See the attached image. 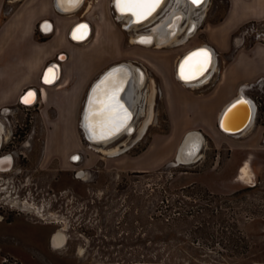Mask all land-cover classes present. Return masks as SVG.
Wrapping results in <instances>:
<instances>
[{
  "label": "rangeland",
  "instance_id": "obj_1",
  "mask_svg": "<svg viewBox=\"0 0 264 264\" xmlns=\"http://www.w3.org/2000/svg\"><path fill=\"white\" fill-rule=\"evenodd\" d=\"M175 3L166 0L156 20L137 31L148 32ZM225 5L226 0H208L203 9L190 11L180 4L176 8L190 12L197 23L192 36L180 44L146 48L173 50L175 71L176 58L202 44V22L218 17ZM7 8L2 6L0 18ZM122 31L124 42H130L134 31ZM243 38L253 41L251 32ZM150 78L146 75L145 93ZM154 82L153 103L148 108L141 100L134 119L142 128L150 112L144 134L122 135L103 145L117 146L118 153L87 146L78 121L69 126V135L45 138V130L61 122L41 120L35 104H17L4 111L8 114L0 113L9 132L0 153L14 156L12 168L0 171V264H264V147L250 159L252 181L236 179L239 166L231 174L239 183L234 190L211 191L209 187L223 191L230 186L229 169L219 167L229 152L205 140L194 162L177 163L181 136L167 157L161 154L157 145L168 138V123ZM248 89L260 101L257 118L264 123V79ZM154 147L163 159L149 169H128L127 162L145 161ZM58 228H64L67 239L55 249L50 236Z\"/></svg>",
  "mask_w": 264,
  "mask_h": 264
},
{
  "label": "crops",
  "instance_id": "obj_2",
  "mask_svg": "<svg viewBox=\"0 0 264 264\" xmlns=\"http://www.w3.org/2000/svg\"><path fill=\"white\" fill-rule=\"evenodd\" d=\"M4 4L8 8L0 18V112L19 104L26 88H34L36 100L28 105L37 106L41 120L61 122L52 123L45 130V138L69 135V126L75 121L79 123L92 82L110 64L132 59L144 67L148 79L152 77L159 84L168 123L165 133L168 138L157 145L164 152L161 154L167 157L173 145L176 147L180 139L176 141L177 137L190 131L202 135L201 145L208 140L218 151L222 148L229 152L219 167L229 169L230 186L214 191L202 180L211 191L234 190L239 185L231 176L235 168L246 160L250 162L258 148L264 147V123L257 118L258 110H255L253 123L237 135L224 131L218 123L219 114L228 102L239 94L253 100L246 85L258 78L264 79V41L245 42L237 32L249 22L264 21V0H226L218 17L202 22L198 42L211 46L216 64L209 78L201 84L185 83L177 77L173 50L125 43V32L113 18L112 0H82L71 11L60 10L55 0H0V13ZM81 21L89 22L91 34L75 41L70 34ZM48 67L56 68L57 77L45 83ZM159 155L157 148H151L144 155L145 161L127 162V167L149 169L164 158Z\"/></svg>",
  "mask_w": 264,
  "mask_h": 264
},
{
  "label": "bare ground",
  "instance_id": "obj_3",
  "mask_svg": "<svg viewBox=\"0 0 264 264\" xmlns=\"http://www.w3.org/2000/svg\"><path fill=\"white\" fill-rule=\"evenodd\" d=\"M81 1L82 0H79V3L73 5L70 4L68 0H55L56 5L60 10L70 11L75 10L80 5ZM165 2L166 0H161L160 4L155 8L154 11H152L150 15H148L146 18L137 21L136 17H133L131 14L122 13L121 11H119L115 5V0H113L112 5L114 6V9L116 11V20L121 22L122 29L128 32L134 31V34H132V36L130 37V42L132 44L137 43L145 47L155 46L157 48H161L164 46H169L171 43L180 44L185 42L189 37L192 36V33L197 29V23L190 12L183 11L181 10V8L178 9L176 7L184 3L188 5L190 11L197 10L198 8L203 9L208 3V0H204V2L199 6L193 5L191 3V0H175L176 3L174 4L173 8L169 10V14L162 16L159 19V22L155 26L150 28L148 32H138L137 28L149 25L152 23V21L156 20V18L158 17V13L164 6ZM177 15L179 16L177 17ZM81 23L82 22L76 24L71 31L70 35L75 39V41H81V39H86L91 34V26L87 22L83 23V25L86 26L85 28H80L79 30L77 29L78 25ZM183 23H186V25L182 26ZM199 49H206L209 52L210 61L208 65L206 66L203 72L197 73L194 77L188 80L181 79L182 65L184 66L185 72L187 71V64L185 63L186 58ZM175 63L176 75L180 80L184 81L185 83L201 84L204 83L209 78L212 71H214L216 57L211 46L206 43H202L198 46L192 47L190 50L178 56L175 60ZM112 65H110L106 69V71L102 72L92 82L82 107V116H80L79 119L80 128L82 129L84 137L88 142L87 146L96 148L98 151H101V153L105 154H113L118 151L117 146L105 149L103 145L109 144L120 136H132V134H136L137 132H139V134L141 135L144 134L145 129L147 128L148 124H150L152 118L149 120V112L144 127L138 129V127L134 123V119L138 115V103L141 100L145 99L149 108L150 105L153 103L152 101L155 95L156 87H154L155 82L153 78L149 77V87L148 89H146V93L145 91H143L146 84L147 74H145L143 68L138 66L132 60L118 62ZM53 67L57 68V66ZM56 68L48 67L47 69L51 76L50 81L55 80V78L57 77ZM109 76H111V79L108 81V83L98 89L97 85H100L101 81L105 80V78ZM116 87L122 90V96L120 97V99H117L119 100L120 105L123 106V110L126 111L127 119L123 121V124L119 127L118 130L112 129V131L110 132L105 131L103 137L101 138V132L99 129H97L95 133L90 131L92 112L100 107L97 101L103 99L104 89L108 88L109 91H112ZM29 92L32 93V96L29 97L30 102H28L27 104L34 103L37 97L36 90L34 88H31L23 95L22 101L26 94H28ZM233 105H235V107H233ZM253 116L254 104L252 99H250L244 94H239L230 102H228L225 107L221 110L218 117V123H220L221 126L223 125L222 127L228 132H236L234 134H237L242 132L247 126H249V124L253 120ZM121 117H123V112L121 113ZM183 137V141L181 140L176 148L174 162H194L200 156L203 137L197 131H190L185 136L183 135ZM8 138L9 132L5 130V125L0 119V145L3 143V141L7 140ZM73 157H76L74 161H77V156L74 155ZM11 165L13 166V157L11 154L0 156V171L3 172L10 170L12 168ZM250 167V162L246 160L239 168L236 179L245 183L247 181H252V171ZM79 174H81V172ZM66 239L67 235L64 231V228L55 229L50 236L51 245L55 249L62 248V246L66 242Z\"/></svg>",
  "mask_w": 264,
  "mask_h": 264
},
{
  "label": "snow or ice",
  "instance_id": "obj_4",
  "mask_svg": "<svg viewBox=\"0 0 264 264\" xmlns=\"http://www.w3.org/2000/svg\"><path fill=\"white\" fill-rule=\"evenodd\" d=\"M70 4H77L79 0H68ZM161 0H115V5L122 13H129L133 17H136L137 21L146 18L148 15L155 10L160 4ZM204 0H191L193 5H201ZM79 28H85L86 26L80 25ZM210 61V54L206 49H199L196 52L190 54L186 58L185 63L187 64V71L185 72L184 66L181 67V79L188 80L194 77L197 73H201L205 70L206 66ZM111 79V76L106 77L105 80L101 81L97 88H101L106 85ZM51 76L49 73L45 74L44 82L49 83ZM120 89L116 87L114 90L109 91L108 88L104 89V97L102 100H98L100 107L92 112V119L90 123V131L95 133L97 129L101 132V138L105 131H112V129H119L123 124V121L127 119V113L123 110V106L120 105L117 99V93ZM32 93L29 92L23 98L24 103H28L29 97ZM243 102V101H239ZM238 102V103H239ZM235 107V105H233ZM123 112V117L121 113ZM223 126V125H222ZM76 159V157H73Z\"/></svg>",
  "mask_w": 264,
  "mask_h": 264
},
{
  "label": "built area",
  "instance_id": "obj_5",
  "mask_svg": "<svg viewBox=\"0 0 264 264\" xmlns=\"http://www.w3.org/2000/svg\"><path fill=\"white\" fill-rule=\"evenodd\" d=\"M247 24L248 25L252 24L251 25L252 27L249 28V29L244 30L243 33H241V35L244 36L245 33H250L251 32L253 41H255V40L264 41V21H252V22H249ZM261 79H263V78H258L256 81L250 82L246 86L248 88H250L252 83L258 82ZM192 84H194V83H192ZM253 101H254L256 110H258L259 105H260V101L258 99H255V98L253 99ZM19 104L20 105H28V104L24 103L21 99L19 101ZM7 109H9V107H7Z\"/></svg>",
  "mask_w": 264,
  "mask_h": 264
},
{
  "label": "water",
  "instance_id": "obj_6",
  "mask_svg": "<svg viewBox=\"0 0 264 264\" xmlns=\"http://www.w3.org/2000/svg\"><path fill=\"white\" fill-rule=\"evenodd\" d=\"M31 88H32V87H28V88H26V90H25V92L23 93V95H24L28 90H30ZM121 93H122V90H119V92H118V94H117V98L120 99V97L122 96ZM23 95L21 96V100H22ZM252 101H253V100H252ZM253 104H254V102H253ZM255 110H256V107H255V104H254V114H255ZM219 125H220V123H219ZM220 127L223 128L221 125H220ZM223 129H224V128H223ZM224 130H226V129H224Z\"/></svg>",
  "mask_w": 264,
  "mask_h": 264
},
{
  "label": "flooded vegetation",
  "instance_id": "obj_7",
  "mask_svg": "<svg viewBox=\"0 0 264 264\" xmlns=\"http://www.w3.org/2000/svg\"><path fill=\"white\" fill-rule=\"evenodd\" d=\"M82 23L81 24H83V23H85V22H87V21H81ZM88 24H89V22H87ZM9 110V109H8ZM7 111V110H6ZM1 114H8V112H0ZM1 119V118H0ZM3 121V120H2ZM5 141H7V140H5ZM5 141H3V143L5 142ZM2 143V144H3ZM2 144L0 145V149H1V147H2ZM6 154H11L12 155V157H13V163H14V156H13V154H12V152H4V153H0V156L1 155H6ZM12 166V165H11Z\"/></svg>",
  "mask_w": 264,
  "mask_h": 264
},
{
  "label": "trees",
  "instance_id": "obj_8",
  "mask_svg": "<svg viewBox=\"0 0 264 264\" xmlns=\"http://www.w3.org/2000/svg\"><path fill=\"white\" fill-rule=\"evenodd\" d=\"M133 172H138V171H133Z\"/></svg>",
  "mask_w": 264,
  "mask_h": 264
}]
</instances>
